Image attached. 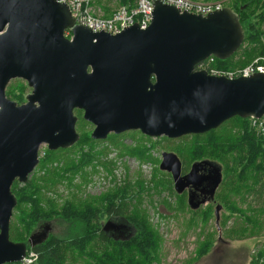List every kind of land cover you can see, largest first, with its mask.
Returning <instances> with one entry per match:
<instances>
[{
    "label": "water",
    "instance_id": "1",
    "mask_svg": "<svg viewBox=\"0 0 264 264\" xmlns=\"http://www.w3.org/2000/svg\"><path fill=\"white\" fill-rule=\"evenodd\" d=\"M244 40L240 17L228 6L202 15L156 0L148 27L135 23L113 35L77 24L69 6L56 0H0V264L22 260L28 249L10 238L18 203L12 186L30 179L44 145L57 150L78 143L75 110L94 125L93 140L131 130L178 139L234 117L263 118L264 73L228 78L196 70L211 56L229 59ZM17 78L31 88L22 104L6 93ZM160 169L171 174L178 194L187 191L192 211L213 201L223 182L220 164L196 161L183 173L174 152L162 153ZM223 210L217 203L219 232ZM51 223L32 234L30 247L48 239ZM109 227L133 232L113 219L102 229Z\"/></svg>",
    "mask_w": 264,
    "mask_h": 264
},
{
    "label": "trees",
    "instance_id": "2",
    "mask_svg": "<svg viewBox=\"0 0 264 264\" xmlns=\"http://www.w3.org/2000/svg\"><path fill=\"white\" fill-rule=\"evenodd\" d=\"M131 1V0H130ZM210 1V0H208ZM129 0H120L121 4ZM225 6L232 8L240 17L245 32L242 47L226 60L215 58L213 66L219 69H235L244 67L255 60L264 63V0H227ZM109 12V10H108ZM16 84L6 89L7 96L17 104L26 101V87L16 79ZM77 113L82 111L77 110ZM240 120L241 131L236 136L224 135L213 129L203 134L185 135L179 140L181 144L175 149L184 162L207 158L234 173L241 180L253 179L252 187L247 194L257 197L264 195V137L257 135L250 118ZM235 125V126H236ZM84 130V129H83ZM82 132H88L85 130ZM116 135L113 134L115 140ZM188 140V142H185ZM89 133H83L76 145L92 143ZM66 149H45L40 159V167L48 165L43 175L32 174L25 184L15 181L12 191L18 203L14 209L10 225V238L15 242H25L29 248L39 253L36 264H70L69 258L86 256L87 264H159L160 236L151 226L146 213L140 206L141 194L149 189L144 182L137 185L126 184L102 197L101 201L80 203L65 201L58 205L52 197L47 196L49 184L58 179H69L70 172L78 174L83 166L90 163L94 156L89 152H81L75 163L70 160L69 166L53 167L58 154ZM135 155L144 158L147 149L132 148ZM212 159V160H211ZM172 179V178H171ZM228 181V179H226ZM156 183L154 187H158ZM172 186V180L170 181ZM169 185L170 188H172ZM244 191V188H241ZM181 196L184 202L185 198ZM237 211H240L237 209ZM212 216V209L206 210V219ZM113 219L124 222L133 229L129 239H113L102 229L103 223ZM53 222L66 226L67 233L62 236L51 235L44 242L33 247L28 243L30 234L44 223ZM203 239L202 242H205ZM212 242L200 243L195 251L196 258L206 256L211 250ZM79 258V259H80ZM257 260V259H256ZM256 260L253 263L257 262Z\"/></svg>",
    "mask_w": 264,
    "mask_h": 264
},
{
    "label": "rangeland",
    "instance_id": "3",
    "mask_svg": "<svg viewBox=\"0 0 264 264\" xmlns=\"http://www.w3.org/2000/svg\"><path fill=\"white\" fill-rule=\"evenodd\" d=\"M197 1L225 5L227 0ZM118 4H121L120 0H97L95 7L102 6L101 13L110 15ZM66 36L68 38L71 36L68 31ZM239 54L240 52L237 51L236 60ZM16 81V79L11 80L8 86L12 87ZM19 82L26 87V90L28 88L27 94L31 92L25 80L20 79ZM75 115L78 117L77 131L80 136L89 133L91 137L94 125L83 118V113L75 111ZM250 119L257 135L264 137L259 124H255L253 119ZM261 119L264 122V117ZM240 122L235 117L231 118L217 128V131L224 135L236 136L241 131L236 125ZM82 130L89 131L82 132ZM179 139L154 138L139 130H131L116 135L115 140L113 134H110L106 139L68 148L63 154H58L57 160L52 163L53 167L69 166L71 159L79 164L77 160L82 151H90L94 159L83 166L82 172L78 174L70 172L69 179L57 178L56 182L49 184L46 189L47 196L52 197L58 205L68 200L75 203H80L84 199L85 202H100L107 193L128 183L135 186L144 182L150 188L141 194L140 206L151 226L160 236L159 264H264V195L257 197L254 193L247 194L246 184L249 183L248 188L252 187L253 179L250 177L245 181L238 179L239 177L237 178L234 173L222 167L223 182L216 192L215 204L210 201L198 210L192 211L187 203V191L182 194L185 198L183 202L174 189L171 174L160 169L162 153H176L183 162V173L188 172L194 162L207 158L184 162V158L175 151L181 144ZM138 147L147 149L144 158L130 152L132 148ZM46 148L45 145L42 147L40 159L44 156ZM47 168L48 165L40 167L39 163L32 174L43 175ZM156 183H160L158 187H154ZM241 188H244V191ZM217 203L224 206L220 232L214 216ZM208 208L212 209V216L206 219ZM51 224L53 235L62 236L67 233L66 226ZM118 229L120 230L121 227ZM219 234L227 242L219 244ZM203 239H206L205 242H212L211 250L206 256L196 258L195 251L200 243H205L202 242ZM79 258H75L74 262L71 257L68 261L72 262L70 264H87L85 255ZM254 260L257 262L253 263Z\"/></svg>",
    "mask_w": 264,
    "mask_h": 264
},
{
    "label": "built area",
    "instance_id": "4",
    "mask_svg": "<svg viewBox=\"0 0 264 264\" xmlns=\"http://www.w3.org/2000/svg\"><path fill=\"white\" fill-rule=\"evenodd\" d=\"M59 3L67 4L72 16L77 24L88 26L94 32L104 31L110 34H118L126 28L138 23L141 28L148 27L153 18L154 2L156 0H129L126 4H118L110 15L101 13L102 6L95 7L97 0H56ZM163 4L177 7L181 12L207 15L223 7L222 3H203L197 0H159ZM215 57L211 56L200 62L196 70H206L215 76L224 75L228 78L239 76H250L254 73H264V63L258 59L240 68L221 70L213 66ZM255 124H259V129L264 135V122L262 119H253ZM39 258V253L34 249H29L24 258L18 262L7 264H35Z\"/></svg>",
    "mask_w": 264,
    "mask_h": 264
},
{
    "label": "flooded vegetation",
    "instance_id": "5",
    "mask_svg": "<svg viewBox=\"0 0 264 264\" xmlns=\"http://www.w3.org/2000/svg\"><path fill=\"white\" fill-rule=\"evenodd\" d=\"M69 33H70V35H71V31L69 30L68 31ZM65 34H66V32H65ZM71 37V36H70ZM69 37V38H70ZM8 87V86H7ZM75 111H77V110H75ZM82 113H83V111H82ZM76 145V144H75ZM74 145V146H75ZM203 171L204 172H207L208 171V167L206 166L204 169H203ZM184 173H186V172H184ZM203 197H206V195H203V194H201V198H203ZM207 199H208V196H207ZM216 199H214L213 201H212V204H215V201ZM209 203V202H208ZM216 206V205H215ZM53 223V222H52ZM103 226V225H102ZM40 228L41 227H39V228H37V229H35L31 234H30V236L28 237V242H29V240H30V238H31V236H32V234H34V233H36V234H40V233H42L43 231H40ZM54 229V228H53ZM106 234H108L111 238H113V239H122V240H126V239H129L130 237H132L133 236V234H134V232H131V230H122V229H115V228H111V227H109L108 228V231H107V233ZM51 235H53L52 234V229H51V231H50V234H49V237L51 236ZM33 241L34 242H36V240L35 239H33ZM37 244H39V243H37ZM29 249H33V248H29ZM29 249H27V251L29 250ZM39 259V258H38ZM38 261V260H37ZM37 263V262H36ZM35 263V264H36Z\"/></svg>",
    "mask_w": 264,
    "mask_h": 264
},
{
    "label": "bare ground",
    "instance_id": "6",
    "mask_svg": "<svg viewBox=\"0 0 264 264\" xmlns=\"http://www.w3.org/2000/svg\"><path fill=\"white\" fill-rule=\"evenodd\" d=\"M188 135H192V134H188ZM73 146H74V145H73ZM73 146H72V147H73ZM57 150H59V149H57Z\"/></svg>",
    "mask_w": 264,
    "mask_h": 264
}]
</instances>
